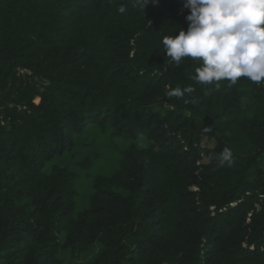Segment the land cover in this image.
<instances>
[{"label": "trees", "instance_id": "obj_1", "mask_svg": "<svg viewBox=\"0 0 264 264\" xmlns=\"http://www.w3.org/2000/svg\"><path fill=\"white\" fill-rule=\"evenodd\" d=\"M188 14L184 0H0V264H264V83L217 89L172 62L162 40ZM91 134L137 143L83 184Z\"/></svg>", "mask_w": 264, "mask_h": 264}, {"label": "clouds", "instance_id": "obj_2", "mask_svg": "<svg viewBox=\"0 0 264 264\" xmlns=\"http://www.w3.org/2000/svg\"><path fill=\"white\" fill-rule=\"evenodd\" d=\"M150 3L157 5L159 0H136L141 9ZM184 8L189 10L187 30L162 40L172 62L177 66L186 58L198 62L191 79L197 84H215L217 89L220 81L234 84L242 77L264 83V0H184ZM118 11L124 14L125 6ZM193 91L191 86L177 87L168 96L182 98ZM232 162V152L226 147L218 164L223 167Z\"/></svg>", "mask_w": 264, "mask_h": 264}, {"label": "rangeland", "instance_id": "obj_3", "mask_svg": "<svg viewBox=\"0 0 264 264\" xmlns=\"http://www.w3.org/2000/svg\"><path fill=\"white\" fill-rule=\"evenodd\" d=\"M17 77H20L24 83L29 84H38V81L31 77L30 73L24 71H18ZM34 104L39 103V98H35L33 100ZM159 111V109H157ZM86 143L88 146V157L92 161L93 166L90 170L86 171H78L79 178L83 184H86L92 181L93 177L97 174L108 175L114 169L116 159L115 155L117 154V150H124L129 147L131 144H136L134 141H123L119 139H110L107 137L99 138L96 135L91 134L88 136ZM99 145H93V144ZM202 147L211 149L214 146L212 141H208L206 138L202 140ZM139 146H143V144H139ZM77 169V167H75ZM88 187L80 188V198L78 201V207L80 209H84L87 204V195H88ZM100 251L99 245L91 246L86 252L80 254L78 257L72 259L76 263H84L92 260ZM58 258L62 261L71 260L70 255L67 250L63 247H60Z\"/></svg>", "mask_w": 264, "mask_h": 264}]
</instances>
